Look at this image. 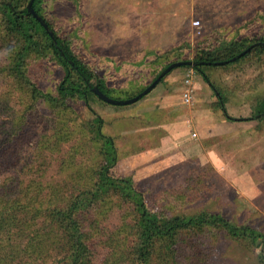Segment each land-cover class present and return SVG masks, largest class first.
Wrapping results in <instances>:
<instances>
[{
    "label": "rangeland",
    "instance_id": "rangeland-1",
    "mask_svg": "<svg viewBox=\"0 0 264 264\" xmlns=\"http://www.w3.org/2000/svg\"><path fill=\"white\" fill-rule=\"evenodd\" d=\"M43 14L62 37L71 40L75 54L108 82L114 90L111 96L120 100L147 88L168 64L193 61L201 45L240 41L248 45L264 38V0H44ZM197 20L200 29L193 26ZM18 47V40L6 35L0 17V140L25 109L26 95L6 73ZM262 52L229 68L207 69L228 106L239 107L247 118L254 117L264 100ZM30 63L36 82L54 93L62 70L41 59ZM187 69L180 68L174 75V92L180 98ZM210 95L203 96L208 108ZM90 105L104 120L103 133L114 137L118 147L119 161L111 175L132 176L151 209L171 215L220 213L264 235V119L243 126L247 137L245 131L236 133L244 140L232 147L238 152L229 151L228 165L221 170L206 157V141H148L149 134L137 132L148 122L127 112L132 105L117 107L95 97ZM212 105L217 108V103ZM72 106L74 114L39 106L30 138L17 149L18 167L0 173V190L13 179L20 188L38 186L44 195L53 190L56 201H67L90 183L91 168L98 167L101 157L83 124L94 115L82 101ZM188 130L193 133V127ZM124 215L123 210H107L100 215L97 234L104 240L116 236ZM18 217L26 223L21 228L0 224V264H59L61 245L54 235L43 241L41 256L29 246L32 236L51 232V226L44 218L32 221L24 213ZM208 237L195 239L194 249L182 245L180 263L264 264V239L251 245L232 240L225 232ZM99 253L94 264H102L107 248Z\"/></svg>",
    "mask_w": 264,
    "mask_h": 264
},
{
    "label": "trees",
    "instance_id": "trees-1",
    "mask_svg": "<svg viewBox=\"0 0 264 264\" xmlns=\"http://www.w3.org/2000/svg\"><path fill=\"white\" fill-rule=\"evenodd\" d=\"M6 1L0 0L2 24L6 35L19 42L6 73L17 89L26 95V103L15 127L6 132L7 135L0 140V173L18 167L17 149L30 138L35 125V114L43 104L48 105L55 113L74 114L72 103L82 101L94 115V118L83 124V127L88 140L97 145L101 161L98 167L91 168L90 183L82 189H77L66 199L67 201H56L53 190L44 195L42 188L38 186L26 185L20 188L18 186L20 183L12 179L7 189L0 190V224L10 228H21L22 224L26 223L21 222L19 213H24L32 221L44 218L45 224L51 226V232L35 234L30 238L29 246L40 255L43 241L54 235L61 245L59 264H94L95 258L100 256V249L104 247L108 253L103 257L102 264H181L182 245L194 249L195 239H209L208 236L214 237L222 232L232 240L238 242L243 240L251 245L264 239L261 232L250 226L236 225L220 213L203 211L193 215H171L167 212H158L148 205L145 194L136 187L132 176L113 177L110 171L118 164V147L114 137L103 133L104 120L93 111L90 104L94 97L99 99L92 91L94 86H98L108 97L117 99L111 96L114 90L104 78L75 54L71 40L62 37L54 24L46 19L43 14L44 0H35L33 7L55 32L56 42L29 13L27 6L31 0ZM199 47L201 49L193 60L196 65L192 68L211 87L218 97L217 106L228 115L225 109L226 97L211 81L207 69L229 68L250 57L254 52L263 53L264 38L248 45L245 41H240L219 42ZM250 47H253L252 50L239 58V55ZM177 55L178 58L181 56ZM34 58L54 63L62 70V79L54 93L43 90L36 82L30 70V62ZM256 108L254 117L261 121L264 119V100ZM250 120L252 119H243ZM0 133L3 131L0 130ZM115 209L119 212L125 211L123 224L117 229L116 236L104 240L97 234L100 215L107 210Z\"/></svg>",
    "mask_w": 264,
    "mask_h": 264
},
{
    "label": "crops",
    "instance_id": "crops-1",
    "mask_svg": "<svg viewBox=\"0 0 264 264\" xmlns=\"http://www.w3.org/2000/svg\"><path fill=\"white\" fill-rule=\"evenodd\" d=\"M180 68L174 69L169 73L165 80L162 83L160 82L147 97L145 96V98L135 103L136 105L133 104V107H130L131 109L127 110V112L129 114L132 112V117L138 115L137 117H143L147 120L148 123L140 127L137 132H141L142 135L149 134L148 141L160 143L169 141L177 143L188 139L206 141L208 146V148H205L207 150L206 157L208 155L215 165L220 166L221 170H224V166L228 165L226 159L230 157L229 151H232L233 154L237 153L238 150L234 151L233 148H237L238 144L244 140L243 137H239L236 134L240 133V131H245L243 126L248 121H243V119L256 120L257 118H247L243 116L239 107H229L228 104L225 106L228 115L218 106L215 109L212 104L218 103V97L212 89V91L210 90L211 87L202 76H196V70L188 66H185V68H188L185 76L188 73H193L197 77V85L193 107H185V104L181 102L182 97L180 98V95L174 92L173 85L174 75L177 74L176 72ZM208 93L211 94L208 100L212 106L209 108L204 104L203 100V96H208ZM213 94L215 97H213ZM202 106L206 107V109ZM188 126L189 128L193 127V133L197 134V138H192L193 133H190ZM247 135L245 131V136L247 137ZM208 142L212 146H209ZM237 171L234 170V172Z\"/></svg>",
    "mask_w": 264,
    "mask_h": 264
},
{
    "label": "water",
    "instance_id": "water-1",
    "mask_svg": "<svg viewBox=\"0 0 264 264\" xmlns=\"http://www.w3.org/2000/svg\"><path fill=\"white\" fill-rule=\"evenodd\" d=\"M35 0H31L28 3L27 9L29 11V13L31 15H33L38 21L39 23L44 27V29L47 31V33H49V35L51 36V38L54 40V42H56V35L55 32L53 30H51V27L49 26V24L46 22V20L39 15L34 7ZM253 47H250L249 49H247L246 51H244L242 54L239 55V58H241L242 56L246 55L247 53H249L252 50ZM236 58L233 59V61H235ZM221 65L224 63H220ZM195 62L193 61H179V62H175L170 64L166 69H164L161 74L159 75V77L151 84L149 85L142 93H140L139 95H137L136 97H133L131 99H126V100H117V99H113L111 97H108L107 95H105L99 88L98 86H94L92 91L93 93L102 101L113 105V106H129V105H133L137 102H139L142 98H144L145 96L149 95L156 87L157 85L162 81V79L164 77H166L169 73H171L174 69L180 68V67H195Z\"/></svg>",
    "mask_w": 264,
    "mask_h": 264
},
{
    "label": "built area",
    "instance_id": "built-area-1",
    "mask_svg": "<svg viewBox=\"0 0 264 264\" xmlns=\"http://www.w3.org/2000/svg\"><path fill=\"white\" fill-rule=\"evenodd\" d=\"M201 22L199 20L193 22L196 29H200ZM197 85V78L193 73H188L184 79V91L182 94L183 103L187 106H192L195 101V90ZM192 138H197V134L193 133Z\"/></svg>",
    "mask_w": 264,
    "mask_h": 264
}]
</instances>
